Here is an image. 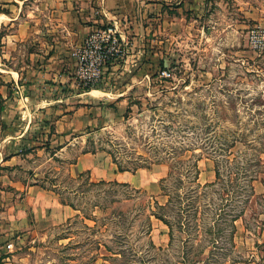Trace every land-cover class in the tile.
<instances>
[{
    "label": "rangeland",
    "instance_id": "374dc122",
    "mask_svg": "<svg viewBox=\"0 0 264 264\" xmlns=\"http://www.w3.org/2000/svg\"><path fill=\"white\" fill-rule=\"evenodd\" d=\"M47 1L0 0V12L18 13L19 7L22 19L41 25ZM252 1L255 23L240 10ZM212 2L209 14L199 18L189 10L184 21L169 8L177 4L165 6L168 19L161 29L153 23L151 37L159 40L149 47L150 56L163 49V57L145 56L128 74L112 77L114 86H132L109 101L116 113L106 128L59 133L52 121L32 125L23 144L34 147L9 156L0 176L33 180L75 212L29 236L18 231L4 241L0 261L264 264V53L247 40L248 29L264 18V0ZM9 21L0 14V55L1 38L20 29ZM22 60L0 56V68L19 67ZM6 80L0 71V149L13 153L17 140L6 134L24 125L11 121L23 108L15 95L3 96L12 89ZM83 154L92 166L77 170ZM112 166L136 174L134 183L125 175L110 179ZM153 210L172 229L152 217L148 230L146 215Z\"/></svg>",
    "mask_w": 264,
    "mask_h": 264
},
{
    "label": "crops",
    "instance_id": "0c3cea01",
    "mask_svg": "<svg viewBox=\"0 0 264 264\" xmlns=\"http://www.w3.org/2000/svg\"><path fill=\"white\" fill-rule=\"evenodd\" d=\"M173 3L178 7L169 8L181 14L176 18L181 21H184L183 17L187 16L189 10L194 11L200 18L213 9L212 0H48L41 25V20H34L29 16L27 20L22 19L19 7L18 13L13 8L10 9L15 13H11V10L0 12L10 20L12 26L18 21L20 27L18 33L8 35L7 40L5 37L1 38V43L4 44L1 46V58H24L19 67L4 65L0 68L1 73L9 77V80H6L9 82L6 83L12 85V89L6 90L8 95L3 96L6 98L15 95V104L23 108L22 114L10 120L24 124L6 134L17 141L13 153L0 149V166L9 162V156H13L10 157L12 160L16 156L13 154L34 147H26L23 143L25 138L29 137L27 134L35 122L46 124L52 121L58 127L59 133L83 132L81 130L85 128H106L109 124L108 116L116 113V109L108 107L109 101L125 97L132 86L130 83L114 86L111 83L112 77L128 74L130 68L145 56L163 57L162 46L160 54L156 50L151 51V56L149 55L151 43L153 44L154 40L157 43L159 40L151 37V26L155 23L156 28H162L168 19L165 6ZM226 5L225 1L219 4L222 9L221 17L225 16ZM240 10L255 23L253 1L250 7L246 4L241 6ZM258 19L257 24L264 26V18ZM191 21L197 22L198 19L192 18L190 23ZM105 22H116L127 52L118 61L108 64L101 85L88 90L76 79V61L71 51ZM235 26L237 27V24ZM157 30L155 29V34L158 33ZM223 31L228 33V24ZM116 104L118 105L117 102ZM30 108L34 111H30ZM35 109H42V115L36 114ZM92 163L90 155L83 154L74 163V167L78 170L82 165L83 168L89 169ZM112 168L113 176H110V179L118 181V176L125 175L128 179L126 183H134L136 174L127 171L116 172L113 166ZM74 212L68 205L61 203L55 194L33 180L20 181L10 179L6 175L0 176V248H4V241L18 231H23V236H29L32 230L34 233V230L40 227L46 228L66 221ZM28 263L25 259L0 261V264Z\"/></svg>",
    "mask_w": 264,
    "mask_h": 264
},
{
    "label": "built area",
    "instance_id": "2783aa9c",
    "mask_svg": "<svg viewBox=\"0 0 264 264\" xmlns=\"http://www.w3.org/2000/svg\"><path fill=\"white\" fill-rule=\"evenodd\" d=\"M247 40L252 50L264 53V26H251ZM126 52L127 47L116 22H105L71 51L76 61V79L84 88L97 86L103 80L108 64L118 61ZM161 75L168 76L169 73L162 70ZM9 246L13 247L14 243Z\"/></svg>",
    "mask_w": 264,
    "mask_h": 264
},
{
    "label": "trees",
    "instance_id": "16d2710c",
    "mask_svg": "<svg viewBox=\"0 0 264 264\" xmlns=\"http://www.w3.org/2000/svg\"><path fill=\"white\" fill-rule=\"evenodd\" d=\"M88 90L90 89V88H87ZM118 182V181H117ZM66 202V201H65ZM66 203H68V202H66ZM69 204L72 206V207H74V208H76V206L73 204V203H71V202H69ZM158 204V203H157ZM158 205H160L162 208H163V206H166V205H163V204H158ZM152 217H156V218H159L160 220H162V221H164L165 223H167V225H169V227H170V229H172V224L169 222V220H167V218H166V216L165 215H161V214H159L158 212H155L154 210L153 211H150V213H147V215H146V219L149 221V223H148V230H151V221H152ZM151 231H147V234H149Z\"/></svg>",
    "mask_w": 264,
    "mask_h": 264
}]
</instances>
